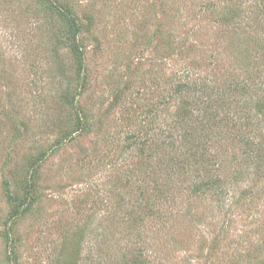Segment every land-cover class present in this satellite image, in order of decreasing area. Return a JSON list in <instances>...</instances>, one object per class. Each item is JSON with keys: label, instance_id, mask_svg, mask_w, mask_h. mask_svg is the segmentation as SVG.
Segmentation results:
<instances>
[{"label": "rangeland", "instance_id": "rangeland-1", "mask_svg": "<svg viewBox=\"0 0 264 264\" xmlns=\"http://www.w3.org/2000/svg\"><path fill=\"white\" fill-rule=\"evenodd\" d=\"M52 3L0 0V264H264V151L241 156L226 130L203 126L226 188L205 197L174 176L175 162L166 185L157 158L146 169L137 147L125 151L132 135L181 141L202 128L203 87L222 118L248 104L264 121V92L234 91L264 82V0ZM141 192L161 213L147 215Z\"/></svg>", "mask_w": 264, "mask_h": 264}, {"label": "trees", "instance_id": "trees-1", "mask_svg": "<svg viewBox=\"0 0 264 264\" xmlns=\"http://www.w3.org/2000/svg\"><path fill=\"white\" fill-rule=\"evenodd\" d=\"M45 2L48 3L49 9L52 10V6H53L52 0H45ZM56 11L57 13H60V15L68 19V22H70V27L74 30V34L79 32L80 30L79 24L76 18L72 16L71 13L64 12L63 9H60L58 7L56 8ZM253 19L256 22L255 16H253ZM257 22H260V20H258ZM76 51L80 59V65L82 66L83 57H82V53L80 52V49L78 46L76 47ZM185 87L186 89H189L188 86H179L177 91H181V89L184 90ZM213 87H214L213 89L220 90L219 88L215 86ZM197 88H198L197 86H193V85L190 87L192 91L197 90ZM204 91L205 92L207 91L209 93V95L207 93V97L209 98L208 100L206 99L207 103L205 102V106L202 109V112L205 113V115L203 116L202 123H201L202 128H199L198 124H194V127L191 128L193 129V131L185 130V133L183 134L182 140H181L182 143L180 140H178L179 138L168 136V135L162 140H160L159 142L153 143V140L151 137H149V133H148L146 134L145 138H141V139L136 135H132L130 139H132L133 141L130 142L127 147H125V151H132V150H135L136 147L138 148V152L140 156L144 159V163L146 166L145 167L144 165H142L143 168L149 169V166L151 167V161L157 158L160 161L158 171L161 172L162 170L164 171L166 170V175L168 176L167 178L168 181H166L167 179L165 180L166 182L164 181L166 185L169 184V182L171 181L173 177L172 172H169V171L171 168H174L172 166H173V163L175 162L176 170H175L174 176L177 175L178 178L180 179L181 177H185V175H189L190 179L192 180V186L190 188V192L191 194L200 196V197H205L210 192H216V194L220 195L222 190L225 191L226 189L224 187L225 181L223 180L222 176L212 175L213 171L219 172L221 170V169L216 170L217 165L215 162V156L213 157L206 152L205 148L203 147V141H202L203 138H201L203 136L197 137L198 131H201L203 135V126H204V131L209 132L211 134L216 132V131L214 132V130L211 128H217L218 130H221V129L226 130L224 134L222 133V137L229 138L230 141H233L231 142V144L230 143L228 144L230 145L234 144L235 146L237 145L244 146L245 152H243L241 156L247 155L249 159L251 158L258 159L260 156H256V155L257 154L260 155L261 151H264V143L261 144L262 147L259 148L257 144V138L259 135L255 134V133H258L264 130V127L262 126L264 124V121H261V120L256 121V119L258 118L253 116L251 114L252 112H250L248 109L245 108V106L248 104L243 106L240 113L237 112L232 117L230 116V118L224 117V116L222 118L220 114V110L223 108V106L222 107L221 105L219 106L217 102L214 103L215 101L213 100L214 90L212 92H209L210 91L209 88L203 87V92ZM227 91L230 93V91H233V89H229ZM234 91L240 92L241 95H249V93L253 91L264 92V82L259 87H257V85H252V84H246L245 86L241 87V84H239L238 86L236 85V87L234 88ZM222 93L225 94L224 92ZM193 107H195V105ZM231 109H232L231 107L228 108V110H231ZM194 111L196 112L197 109ZM181 116L183 117V119L181 120L182 125L184 124L188 125V123L192 120V117L194 116V114H193V111H191L190 109L184 112ZM216 133L219 136L221 134V132H216ZM252 134H254V137L251 136ZM211 137L214 139L216 138L213 136ZM233 156L235 157L234 158L235 162L241 159V158L240 159L237 158L238 154H233ZM163 157H168L170 161L163 168H160L161 161H162L161 159H163ZM41 159H43V156ZM262 160L264 162V158H262ZM35 165H36V168H35L34 173L37 171L40 163H38L37 161ZM155 186L157 188L162 187V186H159V183L157 181H155ZM163 187H165V185ZM147 193L148 192L139 193L136 201L140 205H144L145 209L148 212L147 215L153 218L159 213H161V210L158 208V205L160 204L163 205V204L161 203L159 198L154 199L153 198L154 196L150 197V195ZM159 195H160V198L162 197L161 199H165L167 201L169 200L165 191L163 192L160 191ZM127 200L129 201L125 202L126 204L133 203V200H131V198ZM27 201H28V197L24 201L23 206L24 204H26ZM122 203L123 202L118 203V206L121 208L125 206ZM156 204H157V207H156ZM20 212L21 210H17L15 215H18V213ZM132 219H134L133 222L135 224H138L140 222L143 223V221H145V219L140 218V217L139 218L134 217ZM137 258H138L137 260L136 258H134L132 260V263L143 264V262L139 260V256H137ZM127 262L128 260L124 262L123 264H126ZM130 262H128V264Z\"/></svg>", "mask_w": 264, "mask_h": 264}]
</instances>
